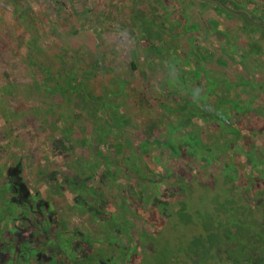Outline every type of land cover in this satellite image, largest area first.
I'll list each match as a JSON object with an SVG mask.
<instances>
[{"label":"rangeland","instance_id":"rangeland-1","mask_svg":"<svg viewBox=\"0 0 264 264\" xmlns=\"http://www.w3.org/2000/svg\"><path fill=\"white\" fill-rule=\"evenodd\" d=\"M115 2L116 0H0V158L7 152V147H4V144H7V138L10 137L9 142L13 139L17 141L20 138V142L25 146L22 151L24 150L26 153L27 162L30 164L36 159V163L39 165V167L36 166L35 171L27 168L22 172L29 182L33 181L39 173H42L43 176H50L53 173L51 172L52 167L53 170L61 168L62 159L50 154L46 143L64 132L65 126H62L58 120L59 111L71 104H80V100H85L87 95L99 107V113L102 114L105 111L99 121L92 123L94 125L92 133L87 140H84L83 153L87 154V151L92 153L91 160H94L95 164L111 166L103 160L105 158L100 153V149L98 150L104 136L113 135L116 137L118 135L117 138L121 143H115V145L121 149V152L126 150L132 154L136 153L137 158L134 160L138 167L140 164L142 168H146L147 160L143 158L146 156L153 158L158 153L157 145L153 139L163 134L165 128L167 131L173 128L183 130L182 124L175 122L178 114L175 111H169V108H175L177 111L183 110L182 107L178 109V106H182L180 98L183 99L187 95L181 91L186 86L185 78L177 77L175 82L171 81L168 84L166 80L168 72L160 60L155 59L153 66L146 63L149 45L145 41L135 42L132 35H129L131 26L128 25V20L124 16L127 11L123 8L112 11L110 7L114 8ZM117 2H122L126 7L129 0H117ZM83 9L88 10L91 19L96 21L97 14L103 19V22L98 24L100 28L94 25L93 20L82 26L77 12H81ZM135 28L133 29L141 31L140 24H137ZM73 30L76 32L73 33ZM101 55L105 56L104 60L111 70L106 72L97 70L94 76L85 81L86 86L79 91L72 92L64 89L62 100H60L61 97L57 90H52L55 88L52 82L56 79L49 78L47 74L41 72L44 67L55 71L61 68L62 63H65L66 68H71L82 75H88L94 62L102 59ZM61 59L62 62H60ZM114 70L121 74L114 75ZM119 80L123 82V86L115 93V99L112 97L114 92L110 91L117 89ZM210 82L214 83L213 80ZM208 86L209 89L211 86L217 87L215 84ZM169 89L180 90V92L171 94L168 93ZM191 93L193 95L194 92ZM207 94L210 95L211 92H207ZM202 96L203 94L200 98ZM113 100H116L115 102L122 100V104L125 105V116L129 122L127 125L124 123L125 128L121 118L119 116L112 117L108 111L113 106V103L110 104ZM167 102L170 105L168 109L163 106ZM194 103L196 104L198 101L192 103L188 100L185 105L192 106ZM47 104L55 106L50 110ZM239 105L250 107L248 101H242ZM165 112L172 119L174 118L172 123L177 124L176 126L163 120L162 114ZM79 114L76 111L73 121H70L71 125H67L70 133L77 138L88 131L87 121H82V114ZM179 116H183V114L180 112ZM178 121H182V119H178ZM186 122L189 123L191 120L187 117ZM249 122H251L252 131L255 134L254 139L259 144H263L264 119L259 115H254ZM82 125L84 128L81 127ZM147 134H150V137L146 139V142H141L136 150L131 148V143L139 142ZM202 135L215 152L219 153L222 148H225V155L231 156L230 150L226 146L231 142L232 137H221L220 132L216 130H207L202 132ZM12 146L15 147V144L9 148ZM9 148L8 152L15 150V148L11 150ZM47 155L49 157L46 161ZM168 158V155L165 154L159 159L161 162H166V170L169 169ZM44 164L49 168L45 169ZM131 171L137 174L133 167ZM66 173L68 174V171ZM114 178L120 182L121 189H118L115 184L108 189L98 185L99 193L107 200L110 198L109 200L116 201L115 205H111L110 208L108 206V210H115L117 214L123 213V215L121 218H115L116 221L105 223L98 221L95 225L87 224L91 216L74 214L70 210L73 203L70 194L66 191L59 192L57 187L53 186V181L60 183L61 173H58L50 183L43 180L39 185L36 183L32 185V188H35L44 197L52 199L56 208L62 210V215L70 227L77 226L90 233H87L91 235V238L88 236L90 239H86L87 236L81 237L84 243L81 242L83 240H79L82 246H79L78 250L92 249L93 255L96 253L94 256L96 259L93 261L92 258H86L87 261L80 260L72 263L107 264L112 260L110 257L113 250H118L121 264H125L130 258L131 264H194L184 253L179 251V245L181 241L184 249H193L194 247H190L186 240L191 238L192 233L201 230V224L193 229L182 225L172 229V221H176L174 215H170L169 220L165 219L161 226H158L160 218L157 222L144 223L142 218L134 219L132 215L129 218L126 217L124 214L131 209L129 204L119 200L120 196L123 195L126 197L125 199L133 201L131 198L141 191L137 189L136 194L132 189L140 184L139 188L142 189L144 199L147 201L146 208L149 209L150 202L154 198L160 197L163 187H157L153 183L146 186L139 181H136L139 183L136 185V182L121 176L120 170ZM79 203L82 205L81 210H84V201L81 200ZM131 203L133 205L134 201ZM195 205L196 203H193L192 206L195 208ZM5 206L9 207V204ZM135 206L138 207V205ZM197 206H201L200 203H197ZM170 209L171 207H169ZM133 211L135 210L133 209ZM143 212V216L146 217L158 214L150 211L147 215L145 211ZM195 214L193 211L191 216L196 218ZM12 220L13 218L10 221ZM18 221L19 224H22L20 220ZM56 223L55 220L53 225L56 226ZM49 224L50 222H48ZM43 225L42 229H46L47 223ZM47 230L50 229L47 228ZM4 231L8 230L5 228ZM62 235L64 238L67 236L65 233ZM19 237V239L22 238L21 235ZM94 238H103V240L101 242L98 240L96 243L95 240H92ZM108 240L111 241V245L104 242ZM112 243L119 246L114 245L113 248ZM85 244L89 247H86ZM50 247L58 251L59 245ZM130 251L131 253H129ZM99 255L100 259L97 258ZM12 263L13 261H10L8 264ZM20 264H26V262L21 261ZM214 264L221 263L215 262Z\"/></svg>","mask_w":264,"mask_h":264},{"label":"trees","instance_id":"trees-1","mask_svg":"<svg viewBox=\"0 0 264 264\" xmlns=\"http://www.w3.org/2000/svg\"><path fill=\"white\" fill-rule=\"evenodd\" d=\"M77 14L82 26L93 20L94 25L99 27L98 24L103 22L97 13L96 21L91 19L87 9ZM158 30L163 32L162 28ZM74 32L76 30H73ZM159 38L161 41L158 43H147L149 52L167 64L172 61L169 64L181 71L180 75H175V78L169 82H175L177 77L185 78L184 89L190 92L188 100L193 103L191 93L193 82L200 80L208 86L211 80L215 81V77L210 75L209 70L212 63L205 60L203 64H200L193 56L183 58L166 41H162L160 35ZM164 53H170L174 59L167 60ZM101 58L94 62L88 75L66 68L65 63H62L61 68L55 71L44 67L41 72L47 74L49 78L56 79L52 82L55 87L52 90H57L59 96H62L64 89L72 92L81 90L86 86L85 81L94 76L97 70L110 71L111 67L105 62V56L101 55ZM204 70H206L205 73ZM160 90L162 91V88ZM168 91V93L180 92V90L172 91L171 89ZM239 104L238 101L225 100L223 104L216 106L212 113H208L202 107L194 110L195 103L190 108L186 107L185 112L191 124L183 130L173 128L168 131L163 124L165 131L158 138L153 139L157 145V156L143 158L147 160L146 168H142L140 164L138 167L134 160L137 158L136 153L132 154L126 150L120 154L112 151L103 153L100 150L105 158L103 160L111 166L95 164L101 167L100 171L103 173H111L110 182H113L112 184H115L118 189L121 184L114 178L118 170L121 176H125L134 183L139 181L145 185L147 181L154 180L160 185L164 184L161 192L166 197L169 196L168 206L171 207L170 210L168 207V216L161 214V216L146 217L143 216L142 210L137 215L144 220V223L157 222L160 218L158 226L163 225L165 219L169 220L170 215H174L176 221H172V229L180 225L193 229L201 224V230L192 233L191 238L186 240L190 247H194L193 249H184L181 241L179 245V251L194 264H214L215 262L264 264V143L259 144L254 139L255 134L249 122L254 115L264 117V110H261L262 103L258 101H254L250 107H243V109ZM93 127L94 125L91 126V130ZM207 130H219L224 138L232 136L231 142L226 146L231 156L225 155V148L217 153L213 147L209 146L202 135V132ZM149 137L150 134L143 136V139L131 145V148L136 150L139 144ZM165 154L169 157L168 170L165 169L166 162L159 161ZM91 156L92 153L87 152L89 162H95L91 160ZM132 167L137 174L131 171ZM112 184H108L107 189ZM19 187L18 185L15 189L9 190L11 203H8L9 213L6 212L4 218L8 219V231L0 230V264H8L10 261H13L12 264H20L21 261L26 264H68L69 262L73 264V261H87L86 258H92L93 261L96 259L94 257L96 253L93 255L92 249L78 250L79 246H82L81 242L84 243L81 237L87 236L86 239H88L91 236L78 228H67L52 205H46L45 202L38 201V198L33 196L38 201L37 205L27 203L21 208L27 192L20 194ZM193 203H196L195 208L192 206ZM197 203L201 206L198 207ZM6 204L4 202L3 206ZM18 206L22 214L18 212ZM193 211L196 213V218L191 216ZM125 214L131 217L130 210ZM11 218L13 222L10 221ZM18 220L22 224H19ZM55 220L56 226L53 225ZM48 222H50L49 225ZM45 223L47 227L42 229ZM18 225L32 227L30 235L25 233L21 239H17L13 232ZM63 227L66 229L65 232H62ZM47 228L50 230L48 231ZM62 233L67 235L66 238ZM80 239L83 241L79 242ZM92 240L98 243L97 241L101 242L103 238ZM104 242L111 245L110 240ZM57 244L60 247L58 251L50 247ZM114 245L116 244H113V248ZM85 246L89 247L87 244ZM118 253V250H113L110 257L112 260L107 264H121ZM97 258L100 259V255ZM131 263L130 258L125 264Z\"/></svg>","mask_w":264,"mask_h":264},{"label":"crops","instance_id":"crops-1","mask_svg":"<svg viewBox=\"0 0 264 264\" xmlns=\"http://www.w3.org/2000/svg\"><path fill=\"white\" fill-rule=\"evenodd\" d=\"M110 8L112 11L119 10V8H123L127 11L124 16L128 20V25L132 27V29L129 27V35H132L135 42L145 41V43H158L161 41L159 38L160 35L162 41H166V43L173 47L183 58L186 56H193L198 59L200 64H203L205 60H209L210 63H212V65L209 66V70L210 75L215 77V81L210 85L215 84L217 87L211 86L209 89L205 86L204 82L200 80L194 81L191 87V90L194 92L193 96L195 97H193V101H198L193 108L194 110H199L202 107L207 110L208 113H212L214 108L223 104L225 100L238 102L248 101L250 105L254 101H258L262 103L260 104L262 105L260 107L261 110H264V0H129L126 7L122 2H117L116 0L114 8H112V6ZM137 24H140L141 31L134 30ZM158 28H162L163 32H160ZM164 57L169 61L174 59L170 53H164ZM155 59L158 58L149 52L146 63L153 66ZM160 61L164 64L168 72L166 78L167 83L171 79H174L175 75H180L181 71L177 67L169 64L172 61L168 64L162 60ZM205 71L206 70H204V73ZM113 74L118 76L121 73L114 70ZM122 86L123 82L119 80L117 89L110 91L114 92V96L112 97L115 98V93L121 90ZM181 91L187 94L183 99L180 98V101L182 100V106H178V109L182 107V111L180 109L177 111L175 108L170 107L168 102L164 103L163 106L167 107V109L170 107L169 111H175L178 114L175 118V122L180 125L182 124V128L184 129L191 124V122H186L188 116L185 112L186 106L187 108L191 107L185 105L188 100L186 97H190L188 95L190 92H188L187 89ZM207 92H211V94L209 95ZM171 94L174 93L172 92ZM202 94L203 96L200 98ZM60 97V100H62L63 95ZM86 97L85 100H80V104H71V106L68 105L69 107H64L63 110L59 111L58 120L61 122L62 126H65L64 132L58 134L55 138H51L46 145L49 148L50 154H54L62 159L63 165L60 169L53 170L52 167L51 172L53 173L50 174V176H43L42 173H39L34 177L33 181H27L26 177L22 175V172L26 171L27 168L35 171L36 166L39 167V165L36 163L37 161L35 158L33 163L29 164V162H27L26 153L24 150L22 151V149H25V146L20 142V138L17 139V141L13 139L10 142V137L7 138V144H4V147H7V152L0 158V230L7 229L8 226V219L5 220L4 218L6 212L9 213V207L3 206V203L7 202L8 204L11 201V195L9 193L10 188H14L18 185H22L26 188L27 197L22 201L23 205L20 206L21 208L26 206L27 203L37 205L38 201L41 200L43 203L45 202L46 205H52L60 218L65 222V226L71 229L72 226L70 227V224L62 215V210L56 208L52 199L41 195L39 191L32 188V185L35 183L39 185L43 180L50 183L51 180L56 178L52 177V175L55 174L54 176H56L58 173L62 174L63 172L67 174V171L68 175L77 174L79 177H82L88 170H96L98 173L101 172L103 174L101 175L103 177L100 182L98 180L99 175L95 174L94 180L90 182V184L106 187L110 183L109 178L111 173L105 174L100 171L101 167L96 166L93 161L89 162L87 154L83 153L85 145L84 140H87L92 133V123H96L98 119H100L99 117L104 115L105 112L103 111L102 114L99 113V107L91 101L89 95ZM115 101L116 100H113L110 103H113V106L109 108L108 111L112 114V117L119 116L121 122L127 125L129 122L125 116V105L122 104V100L118 102ZM47 105L50 110L55 106L51 104ZM76 111L82 114V121H87L86 128L88 131L83 135L84 137H74L70 133V130L67 129V125L70 124V121H73V115ZM180 112L183 116H179ZM165 113L162 114L163 120L172 126H176L177 124L172 123L174 118L172 119L169 114ZM261 118L264 119V117ZM178 119H182V121H178ZM185 123L188 124L185 125ZM81 127L84 128L83 125ZM219 132L221 137H223L221 131ZM117 136H104L101 145L98 146V150H102L103 153L112 151L116 154H120L121 149L115 145V143H121ZM231 137L232 136L226 138ZM146 141L147 140H145V142ZM14 144L15 147L12 146L9 148V146ZM132 144L133 143L130 145ZM8 148L9 150L15 148V150L8 152ZM48 157L47 155L45 158L46 161ZM43 167L45 169L49 168L45 164ZM75 168H77V170H75ZM154 182V180H150L149 184H154ZM60 184L57 181H53V186L57 187L59 192H63L59 189ZM33 196L38 198V201ZM82 197L84 198L85 196L82 195ZM103 201V209H105L107 203L105 200ZM100 202L99 197H96L93 203L95 206H98ZM79 204L78 201L71 204L70 210L74 214H83L85 212V209L81 210L82 205ZM20 207L18 206V212L22 214V211L19 210ZM91 222H95L92 216L87 224ZM76 228L80 229L85 234L88 233L86 230L79 227ZM31 229L32 227L29 226L20 227L18 225L13 234L19 239V235L22 236L25 233L30 235Z\"/></svg>","mask_w":264,"mask_h":264},{"label":"flooded vegetation","instance_id":"flooded-vegetation-1","mask_svg":"<svg viewBox=\"0 0 264 264\" xmlns=\"http://www.w3.org/2000/svg\"><path fill=\"white\" fill-rule=\"evenodd\" d=\"M95 174H98V180L99 182L102 180L101 178L103 175L101 172L98 173L96 170H88L87 173L84 174V176L79 177L77 174H72V175H68V174H61V184L59 186V189L63 192H67L68 194H70V196L72 197V201L73 203H76L78 201V203L83 200L85 203V212L83 213V215H90L93 217V219L95 220V222L97 223L98 221L101 222H112V221H116L115 218H121L122 214H117V212L108 210L111 205H115L114 200H107V198H103V196L101 197L100 193H99V188L98 186L94 185V184H90V182H92L94 180ZM55 175V174H54ZM52 175V177H56ZM118 181V180H117ZM150 181H147V183L145 184L146 186L149 185ZM120 183V182H119ZM110 185L112 184L111 182L109 183ZM139 183H137L136 185H138ZM113 185V184H112ZM154 185L158 186H162L164 187V184H158V182H154ZM19 189H20V194H26V188L23 187L22 185H19ZM140 184L138 186H133L134 187L132 190L134 192H136L137 194V189L139 191H141L138 195H134V197H132L131 199H133L135 205H138V207H136L133 203V201H129L127 199H125V196H120L119 200L120 201H124L125 203L129 204L130 206V211H131V215L134 217V219L139 218L138 217V213L140 212V210L145 211L147 213V215H149L150 211L156 212L157 215L161 216L165 215L168 216L167 211H168V205H169V196L166 197L161 189L160 191V197L158 198H154L149 205V209L146 208L147 205V201L144 199V193L142 191L141 188H139ZM137 187V188H136ZM15 189V187H14ZM121 189V187L119 188ZM130 193V192H129ZM85 196L87 199H83L82 195ZM84 197V198H85ZM96 197H99L100 199V204L98 206L94 205V199ZM129 198V197H128ZM25 199V198H24ZM105 200V202L107 203V207L105 209H103L104 203H102V201ZM104 202V201H103ZM91 203V205H89ZM109 206V208H108ZM135 211H133V209ZM126 217L127 215L124 214ZM129 218V217H128ZM95 222H91L92 224H96ZM90 223V224H91ZM77 226H72L71 229L76 228Z\"/></svg>","mask_w":264,"mask_h":264}]
</instances>
